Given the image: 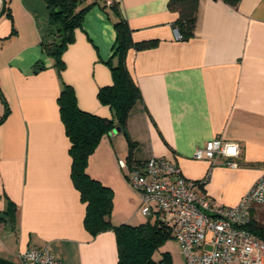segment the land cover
I'll use <instances>...</instances> for the list:
<instances>
[{"label": "crops", "instance_id": "obj_1", "mask_svg": "<svg viewBox=\"0 0 264 264\" xmlns=\"http://www.w3.org/2000/svg\"><path fill=\"white\" fill-rule=\"evenodd\" d=\"M168 1L91 5L58 69L41 45L40 25L49 13L44 0H6L10 17H0V257L19 262L21 252L37 246L47 247L59 264H117L114 231L91 235L84 226L85 203L71 178L58 104L66 83L80 109L112 117L97 97L112 83L111 3L133 42L154 43L127 50L125 65L140 100L129 109L125 130L103 134L87 158L86 173L112 190L110 221L137 225L156 217L140 212L139 194L119 159L164 156L199 182V195L228 206L264 173V0H198L187 39L175 36L178 14ZM212 138L239 143L237 166L193 157ZM250 212L253 223L264 226V204ZM165 244L161 250L172 257Z\"/></svg>", "mask_w": 264, "mask_h": 264}, {"label": "trees", "instance_id": "obj_2", "mask_svg": "<svg viewBox=\"0 0 264 264\" xmlns=\"http://www.w3.org/2000/svg\"><path fill=\"white\" fill-rule=\"evenodd\" d=\"M44 0L48 16L40 25L41 45L45 53L53 59V64L63 67L62 54L73 40V32L81 25L85 11L93 4H105L101 0ZM236 3L238 0H227ZM198 0H169L168 7L178 16L174 27L180 39L193 35ZM115 41L113 53L107 65L111 70L112 83L98 89L99 101L110 107L112 117L106 118L82 110L78 107L74 92L63 83L58 96L59 112L65 133L69 139L71 156V178L85 203L84 226L91 235L111 229L117 243V264H173L170 252L161 250L169 239H174L171 230L157 216L137 225L121 223L113 225L110 221L112 211V190L86 171L87 158L96 147L100 137L114 127L125 130L129 109L140 100V92L131 78L126 65L125 55L129 48H144L154 41L133 42L130 29L111 3ZM4 14L10 17L8 7ZM2 117L0 118V120ZM250 230L264 240V226H257L252 219ZM175 240V239H174ZM176 241V240H175ZM177 242V241H176Z\"/></svg>", "mask_w": 264, "mask_h": 264}, {"label": "built area", "instance_id": "obj_3", "mask_svg": "<svg viewBox=\"0 0 264 264\" xmlns=\"http://www.w3.org/2000/svg\"><path fill=\"white\" fill-rule=\"evenodd\" d=\"M174 33L179 34L176 28ZM240 146L235 141L212 138L195 149L193 157L237 166ZM127 169V181L139 194L140 212L155 215L170 228L184 264H264V240L249 228L251 208L264 204V173L235 205H221L199 195L179 167L164 156L140 162L117 160ZM205 179L201 180L204 182ZM19 264H59L47 247H29L19 254Z\"/></svg>", "mask_w": 264, "mask_h": 264}, {"label": "rangeland", "instance_id": "obj_4", "mask_svg": "<svg viewBox=\"0 0 264 264\" xmlns=\"http://www.w3.org/2000/svg\"><path fill=\"white\" fill-rule=\"evenodd\" d=\"M113 225H115L113 222H111ZM167 247L170 248L172 252V262L174 264H184V260L182 257V254L180 252V247H178L173 239H169L166 241L165 244ZM179 248V249H178Z\"/></svg>", "mask_w": 264, "mask_h": 264}, {"label": "water", "instance_id": "obj_5", "mask_svg": "<svg viewBox=\"0 0 264 264\" xmlns=\"http://www.w3.org/2000/svg\"><path fill=\"white\" fill-rule=\"evenodd\" d=\"M5 8H6V0H1L0 17L4 14ZM115 130L117 131L119 130V128H116ZM0 264H19V263L0 257Z\"/></svg>", "mask_w": 264, "mask_h": 264}]
</instances>
